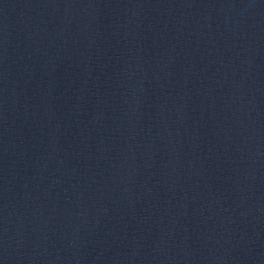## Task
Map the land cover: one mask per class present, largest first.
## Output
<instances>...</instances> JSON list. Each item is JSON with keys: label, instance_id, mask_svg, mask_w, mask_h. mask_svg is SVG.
Masks as SVG:
<instances>
[{"label": "water", "instance_id": "water-1", "mask_svg": "<svg viewBox=\"0 0 264 264\" xmlns=\"http://www.w3.org/2000/svg\"><path fill=\"white\" fill-rule=\"evenodd\" d=\"M0 264H264V0H0Z\"/></svg>", "mask_w": 264, "mask_h": 264}]
</instances>
